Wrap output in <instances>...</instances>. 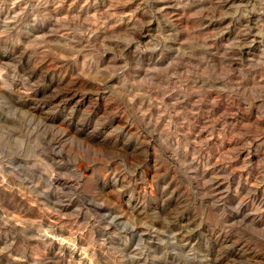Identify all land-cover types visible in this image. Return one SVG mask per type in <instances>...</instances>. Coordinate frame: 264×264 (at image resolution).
<instances>
[{
	"label": "rangeland",
	"instance_id": "1",
	"mask_svg": "<svg viewBox=\"0 0 264 264\" xmlns=\"http://www.w3.org/2000/svg\"><path fill=\"white\" fill-rule=\"evenodd\" d=\"M0 264H264V0H0Z\"/></svg>",
	"mask_w": 264,
	"mask_h": 264
}]
</instances>
